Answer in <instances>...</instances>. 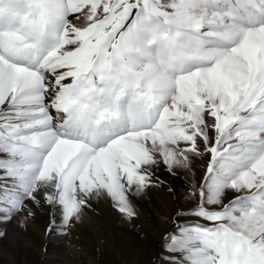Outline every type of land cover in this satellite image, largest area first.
Listing matches in <instances>:
<instances>
[{"label":"snow or ice","instance_id":"obj_1","mask_svg":"<svg viewBox=\"0 0 264 264\" xmlns=\"http://www.w3.org/2000/svg\"><path fill=\"white\" fill-rule=\"evenodd\" d=\"M194 157L153 264H264V0H0V221L132 218Z\"/></svg>","mask_w":264,"mask_h":264},{"label":"rangeland","instance_id":"obj_2","mask_svg":"<svg viewBox=\"0 0 264 264\" xmlns=\"http://www.w3.org/2000/svg\"><path fill=\"white\" fill-rule=\"evenodd\" d=\"M193 160L194 165L198 161L207 163V158L194 157ZM197 165L203 168V165ZM159 186L162 190L165 188L163 192L168 195L165 203H160L161 206L151 204L148 211L146 208L141 210L135 202L136 197L132 196L130 199L136 212L132 218L119 212L113 203L89 202L90 206L83 210L81 216L85 221L79 219L66 229L62 225V217L57 215V231H47L51 207L47 204L33 206V216L25 217L19 213L11 220L0 221V233H3L0 235V264H59L61 260L71 264H138L134 255L127 251L126 240L130 234L142 242L146 264H153L163 252L165 234L176 229L177 221L183 223L198 219L186 215L177 217L178 212L195 206L191 189L181 200L177 199L174 191H169L168 184ZM117 216L131 223L129 233L120 224L118 229H114Z\"/></svg>","mask_w":264,"mask_h":264},{"label":"bare ground","instance_id":"obj_3","mask_svg":"<svg viewBox=\"0 0 264 264\" xmlns=\"http://www.w3.org/2000/svg\"><path fill=\"white\" fill-rule=\"evenodd\" d=\"M197 164L203 165V168L201 169L200 167H198ZM197 164H195V165L193 164V166H192L193 170L192 171L174 168L173 171L177 173V175H175V176L172 175L171 173L167 172L165 170V166L163 164H161L158 175L161 176V178L166 179L168 181L165 184L166 185L168 184V186H171L174 189V192L177 195V199L183 200L188 195L189 190L192 189V187L203 177L204 171L206 169V165L203 163V161H198ZM163 190H162L161 186H159V185L149 187L143 193L138 194V195H134L136 197L135 202L138 203V207L141 210H144V208H146L148 211V208L151 204L160 205V203H162V204L165 203L166 197L168 195L166 193H164ZM90 202L91 203H113L106 196L103 197V199L102 198H99V199L93 198ZM182 203H183V201H182ZM140 209H137V210L139 211ZM165 214L166 213L164 212V215ZM89 217H90V215H89ZM80 219L82 222L85 221V218H83V217H81ZM119 224L124 227V231L126 233L130 232L129 227H130L131 223L128 222L125 218H123L121 216H117V220H116V223L114 225L115 230L119 228ZM57 230H58V228H55L53 231H57ZM126 243L128 244V247H129V248L127 247L128 248L127 251L130 254L134 255V257L138 260V264H146V262H147L146 258L144 257V255L142 253L144 251V247H143L142 242L139 239H137L134 235L130 234L127 236ZM120 246H121V244H119L118 247L121 248ZM59 264H71V263L67 262L66 260H61Z\"/></svg>","mask_w":264,"mask_h":264}]
</instances>
